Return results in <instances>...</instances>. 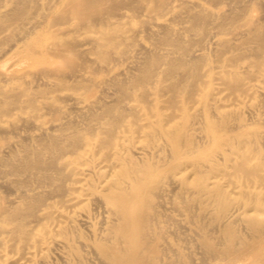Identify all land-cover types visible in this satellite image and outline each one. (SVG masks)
<instances>
[{
	"label": "bare ground",
	"instance_id": "6f19581e",
	"mask_svg": "<svg viewBox=\"0 0 264 264\" xmlns=\"http://www.w3.org/2000/svg\"><path fill=\"white\" fill-rule=\"evenodd\" d=\"M168 1L66 0V5L63 2L60 6L64 7L59 14H50L51 11L43 14V11L40 12L43 14L42 19L31 20L30 10L41 8V4L38 5L37 0H14L11 4L13 6L6 11L1 10L0 14L1 32L12 23H16L20 28L17 38L7 36L0 40V118L9 115L12 104L28 108L32 116H39L41 108L46 105L56 118L61 109L57 103L59 99H64L55 94L58 89H85V93L90 92L93 86L84 84L83 81L87 77L78 73V70L89 72L91 77L105 70L91 68L85 56L87 52H80L81 47L77 49L79 47L75 36L55 30V24H64L70 17L77 18L78 21L73 20L77 22V29L85 27L95 34L90 33L94 37L93 47L88 48L94 52L97 61L114 62L115 55L124 56L132 51L130 45L134 43L137 32L142 29H126L125 26H120L122 22L119 24L110 17L118 15L123 7L130 6L135 11L144 7L143 4L152 5L151 9L154 11H163ZM260 1L262 3L263 0ZM211 2L219 6L229 2L230 6L228 7L227 3L229 9L223 10L221 14L220 11V15H217L205 7L200 8V1H196L194 5L192 2L186 3L184 10L187 14L183 20H186L188 25L185 30L198 35L202 31L208 32L211 24L216 23L219 30L232 34L231 38L222 40L221 49H215L214 61L218 63V78L235 93L234 99L241 101L240 94L250 91L253 86L244 81L239 62L245 58L251 59L246 70L250 77L264 74V14L260 17L252 15L256 9L262 10L264 5L256 0ZM2 4L4 3H1V6ZM148 7L150 8L146 6L147 9ZM49 9H52V6ZM174 13L172 12L173 15ZM42 29L46 31L45 38L40 35ZM143 30L149 31L155 45L160 48L167 46L171 50L164 47L168 50L161 51L158 47L159 49L143 48L137 52L135 71L139 73L125 70V78L115 76L111 79L118 93L113 97L114 100L117 99L115 102L110 98L114 103L105 100L101 105L93 104L96 107L98 105V110L90 108L87 114L84 112V118H87L84 128L70 126L64 120V123H58L52 128L39 129V132L30 136L27 134V140H21L19 144L15 142L18 145L9 150H0V164L6 167V173L15 176L11 184L20 190L17 199L6 200L0 195V246L7 242V237L16 242L19 248L39 247L41 251L54 250L62 244L75 259L82 261V253L75 240L85 235L81 224L88 225L93 218L92 211L86 206L89 200L94 199L111 215L100 232L90 235V245L105 264H187L192 257L191 253L183 252L182 247L173 249L170 246L162 219L167 208L160 199H165L167 183L170 178H174L178 181L176 184L179 183L176 187L180 193L185 188L192 189L190 193H195L196 199L206 197L207 201L214 204L212 211L218 219L214 229L217 234L215 245L209 243L210 230L206 229L205 222L197 223V233L205 239L202 244L205 255L201 261L204 260L206 264H264V147L258 143V132L250 131L249 123L243 122L240 111L233 109L236 103H224L223 97H218L209 86L206 89L201 88L202 81L203 85L210 83V79L203 80V76H211L214 69H210L207 74L202 68L212 60V57L203 51V45L201 49H193L194 45L203 43L201 35L193 38L190 34L191 38H185L178 28L175 29L168 22L152 24ZM210 35L214 36L211 33ZM244 46H247V49ZM136 47L132 46V49L135 50ZM15 57L18 59L14 60ZM117 58L118 56L115 59ZM96 59L90 60L97 63ZM133 60L130 57V61ZM17 65H20L21 69L41 66L39 71L42 76L51 77L53 82L43 84L44 86L41 85L42 82L33 87L18 80L16 84L9 86L10 81L21 78L16 74L19 68ZM96 82L98 80H94V83ZM150 87L153 91H150ZM105 93L101 95L105 96ZM164 95L166 98L161 99ZM127 98L133 100L136 105L126 108L121 102ZM212 99L214 104L210 103ZM189 104H199L201 108L193 112ZM232 120L236 123L233 124ZM195 124L203 128L207 146L195 144L190 132ZM3 130L0 129V136L5 138L7 134L6 130ZM161 137L165 141L163 145L159 141ZM141 142L143 145H138ZM42 187H48L49 190H42ZM169 187L171 188V185ZM51 193L55 194L65 208H60L62 211L59 210L57 216L55 211H58L59 207L54 201H49ZM189 201L191 200H183L186 209H190ZM235 202L238 205L234 204ZM78 208L87 210L76 217ZM175 210L178 211L179 208ZM64 211L66 213L63 214ZM56 217H59L56 228L45 224V219ZM239 222L244 223L247 232L241 231ZM83 228L87 229L86 226ZM55 236L63 238L61 244L54 240ZM27 255L33 253L28 251ZM212 256L225 262H211L209 258ZM52 262L48 260L46 264Z\"/></svg>",
	"mask_w": 264,
	"mask_h": 264
},
{
	"label": "rangeland",
	"instance_id": "374dc122",
	"mask_svg": "<svg viewBox=\"0 0 264 264\" xmlns=\"http://www.w3.org/2000/svg\"><path fill=\"white\" fill-rule=\"evenodd\" d=\"M38 1V5L39 3L42 5H39L41 8L37 9V8H32L30 11H31V20L32 19H35V20H39V19H42V15L46 13H49L50 11V14L52 13H56V14H59L60 10L62 11V7H60L62 5V3L64 1H61V0H37ZM190 0H172L170 2V0L168 1L167 3V7H165V12L164 10L163 11H154L153 9H151L152 5H144V7L142 6L139 10H135L130 8V6H126L125 8L123 7L118 15H115V16H112L110 17V19L112 21H118V23L122 22L120 24V26H125L126 29H128L129 27V30H141V32H137L136 34V39L134 37V43H132L130 45V50L131 52H128L127 54H124V56L122 55H118V61L117 59H115L117 56L115 55V58H114V62H102V61H97L96 59V55L94 54V52L90 51L89 48H92L93 47V43H92V39L94 38L93 35H90V33H92L90 30H88L87 28L85 27H78L79 29H77V22L75 21H78L77 18H74V17H70V20L67 22H63L62 23H57L53 26V28L55 30H59V31H63L65 34H69L70 33V36L74 37L72 38L75 42H77V49H81L79 50L80 52L84 51V52H87L85 53L84 55L86 56V58L89 60L88 61V65L90 66L91 64V68L94 67L95 68H99L103 70V72H99L97 73L96 75L92 76L91 77V74L89 72L85 73L83 72L84 70H78L80 72L78 73H81L85 78L87 77V79L84 82L85 85H91L93 86L92 90L90 92H86L85 89H79L77 91H71V90H66V89H61V90H57L55 92V94H58L60 97L62 96L64 99H59L58 101V106L61 107L60 109V114L58 115V117L55 118V115L52 114V111L49 110L48 107H46V105H43V109L41 108L40 110V113H39V116H32L31 115V112L28 108H20L18 107L17 105L15 104H12L11 107H10V113L9 115L7 116H4L3 118H0V129H4L3 131L6 130V133L7 134V138L5 140L4 136H0V150L2 151L3 150H9L11 147H15L19 144V142L21 140H27V138L35 133V132H39V129H42V128H52L54 127L55 125H58V123H64V120L66 123H68L70 126L71 125H76L78 127H82L84 128L87 123V118H84L85 115L87 114V112L89 110H91L92 108L93 109H97L98 110V105L97 107L95 106L96 104H99L101 105L102 103L104 102H111V103H114L115 100L117 99H113V97L115 98L116 95H118L117 91L115 90V87L114 85L112 84V81L111 79L115 76H123L125 75V72L127 71H131L132 73H139V71H135L137 69L135 64H136V61L138 60V53L141 49L143 48H153V49H156V48H160V46L158 45H155V43L152 41V36L150 33H148L149 31H144L143 29L145 28H148L149 26H151L152 24H158V23H165V22H168L172 25V27H174L175 29L178 28V30H180L182 32V34L185 36V38H188L189 39V36L191 38V35L193 38L198 37L199 35H201L203 37V43L200 45V44H196L193 46V49L195 48L196 49H201L202 48V45H203V51H205L209 56L212 57V60L208 61L207 63H205L203 65V70L204 72H207V74H209V70L214 68L211 72V76H203V80H207V79H210V83L209 84H205L203 85V81L201 83V88L202 89H206L208 86L209 88H212L214 90V93L217 94L218 97H223V102L226 103V104H231V103H236L233 105V109L235 110H238L240 111V113L242 114V118H243V122L244 123H249V130L252 131V132H258V143L260 144H263L262 146L264 147V74H260L259 77L256 76V77H250L248 71H246L248 69V64L250 62L251 59L249 58H245V59H242L240 62H239V70L242 72V75L244 77V81L248 84V85H251L253 86L252 89L244 94H240L239 98L241 99V101H237L234 99L235 97V93L233 91H231L228 86L224 83V81L220 78H218V75H217V71L219 69H217V65L218 63L216 61H214V53L217 49H221L222 48V40L224 38H228V37H232L231 35L232 34H229L227 32H223L221 30H219L217 27H216V23L214 25L211 24V27L213 28H209L208 32L207 31H202L201 34H196V33H193V32H188L187 30H185L186 26L188 25L187 21L186 20H183L185 17H186V10H184V6H186L187 4L186 3H190L192 2V5H194V3L196 1H200L201 5H200V8H204L205 9H208V10H211V11H214L215 14H219L218 12L223 13L224 11H226L227 9H229L228 7L230 6L229 2L225 3V4H214V2H211V0H191L190 2H188ZM210 1V3H209ZM246 1V0H245ZM248 1V0H247ZM258 2H260V4L263 6L264 4V0L261 1L260 0H256ZM49 2V3H47ZM55 2V3H54ZM170 2V3H169ZM184 2V3H182ZM204 2V3H203ZM207 2V3H205ZM1 3H4L2 4L1 6ZM0 3V14L2 11H6V9H10L13 5H11L12 3H14V0H2ZM43 3H45L46 5H44ZM54 5H52V4ZM56 3H58L56 5ZM65 5H66V0H65ZM63 3V4H64ZM213 3V4H212ZM178 4V5H177ZM181 4V6H180ZM227 4V6H226ZM11 5V6H10ZM56 5V6H55ZM183 5V6H182ZM191 5V4H189ZM191 5V6H192ZM48 8H47V7ZM52 6V9H49V7L51 8ZM55 6V7H54ZM146 6H150V8L148 7V9L146 8ZM170 6V7H169ZM216 6V7H215ZM219 6V7H218ZM226 6V7H225ZM54 7V8H53ZM176 7L178 9H176ZM181 7L182 9V13H181V9H179ZM47 8V9H46ZM146 8V10H151V11H146L144 10ZM256 8V7H255ZM254 8V9H255ZM42 9V10H41ZM59 9V10H58ZM2 10V11H1ZM35 10V11H34ZM37 10V11H36ZM41 10V11H40ZM49 10V11H48ZM58 10V11H57ZM168 10V11H167ZM183 10H184V13H183ZM217 10V11H216ZM219 10V11H218ZM224 10V11H223ZM44 11V12H43ZM259 11V12H258ZM36 12V13H34ZM40 12H43V14H41ZM121 12V13H120ZM134 12V13H133ZM140 12V13H139ZM168 12V13H167ZM172 12L174 13V15L172 14ZM32 13H34L32 15ZM135 13L137 15H135ZM256 13V14H255ZM41 18H39L40 16ZM122 14V15H121ZM140 14V15H139ZM152 14V15H151ZM180 14V15H178ZM219 14V15H220ZM261 14L263 15L264 14V6L261 9H256L255 12L253 11L252 12V15L253 16H257V17H260ZM139 15V16H138ZM149 15V16H148ZM178 15V17H177ZM118 16V17H117ZM146 16V17H145ZM155 16V17H154ZM170 16V17H169ZM181 16V17H179ZM183 16V17H182ZM34 17V18H32ZM36 17V18H35ZM119 18L116 19V18ZM154 17V18H153ZM171 18V19H170ZM173 18V19H172ZM179 20H178V19ZM72 19V20H71ZM74 19H76L75 21H73ZM146 21H145V20ZM154 19V21H153ZM182 19V21H181ZM186 19V18H185ZM124 20V21H123ZM152 20V21H151ZM148 21V22H147ZM75 22V23H74ZM153 22V23H152ZM156 22V23H155ZM183 22V23H182ZM185 22V23H184ZM70 23V24H69ZM75 24V25H74ZM148 24V26H147ZM68 25V26H67ZM140 25V26H139ZM214 25V26H213ZM59 26V29H57V27ZM66 26V27H65ZM144 26V28H143ZM179 26V27H178ZM15 27V28H14ZM56 27V28H55ZM138 27V28H137ZM140 27V28H139ZM64 30H61L63 29ZM66 28V29H65ZM18 29L20 30V28L17 26V24L15 23H12L10 24V26L6 29H3L2 32L0 31V40H4L7 36H15V38H17L16 36H18V34H20V32L18 31ZM70 29V30H69ZM182 29H184L182 31ZM12 30V31H11ZM66 30V31H65ZM68 30V31H67ZM79 30V31H78ZM15 33H14V32ZM41 36L42 37H46V31H44L43 29L41 30ZM89 31V32H88ZM187 31V32H186ZM215 31V33H214ZM78 32V33H77ZM184 32V33H183ZM205 32V33H204ZM11 33V34H10ZM17 33V34H16ZM73 33V35L71 34ZM204 33V34H203ZM213 34L214 36L210 35ZM15 34V35H14ZM94 34V33H92ZM144 34V35H143ZM147 34V35H146ZM191 34V35H190ZM194 34V35H193ZM208 36H211V37H208ZM88 35V37L86 36ZM95 35V34H94ZM146 35V37H144ZM65 37H67L66 35H64ZM92 37L90 39V37ZM188 36V37H187ZM34 37V36H33ZM83 39H82V38ZM148 37V38H147ZM80 39L81 42H79L78 39ZM89 39V40H88ZM91 40V41H90ZM139 40V42H138ZM14 41V39H13ZM30 41V39L28 40V42ZM84 41V42H83ZM140 42H142L141 44H139ZM208 42V43H207ZM212 42V43H211ZM215 42V43H214ZM84 43V44H83ZM91 43V44H90ZM139 45H138V44ZM151 43V44H149ZM206 43V44H205ZM79 44V46H78ZM135 44V46H134ZM154 44V45H153ZM215 46H214V45ZM217 44V46H216ZM92 45V46H90ZM137 45V47H136ZM141 45V46H140ZM212 45V47L210 46ZM132 46L136 49L134 50V48L132 49ZM144 46V47H143ZM153 46V47H152ZM156 46V47H155ZM43 47V46H41ZM39 47V49L41 48ZM89 47V48H88ZM140 47V48H139ZM164 47H167V46H161L160 50L161 51H166L168 50L167 48H169L171 50L170 47H167V48H164ZM206 47V48H205ZM214 47H217V48H214ZM220 47V48H219ZM245 47V46H244ZM158 48V49H159ZM164 48V49H163ZM247 49V46L245 47ZM86 49H88V51H85ZM139 49V50H138ZM212 51H211V50ZM216 49V50H215ZM245 49V50H246ZM134 51V53H133ZM136 51V52H135ZM21 52V51H20ZM83 53V52H82ZM136 53V54H135ZM250 53V52H248ZM20 54V53H19ZM18 54V55H19ZM130 56H129V55ZM132 55V56H131ZM89 56V57H88ZM127 56H129V58H127ZM137 56V57H136ZM19 57V56H17ZM17 57H15L14 60L18 59ZM91 57V58H90ZM93 57V58H92ZM126 57V58H124ZM130 57H131V60H133V62L130 61ZM135 57H136V60H135ZM94 61V59H96L97 63L96 62H93L91 61L90 59ZM123 61H122V60ZM117 60V61H116ZM129 60V61H128ZM116 62V63H115ZM123 62V63H122ZM127 62V63H126ZM93 63V64H92ZM94 64H96V66H94ZM101 64V66H100ZM102 64H104V66H102ZM61 65H63V62L61 63ZM19 68L18 70L16 71V74H17V77H21L20 79H14L12 81H10L9 83V86L10 84H16L18 82V80L20 81H25L27 82L29 85L33 86H37V85H40L42 82L41 85L43 84H49L50 82L52 83L53 82V79L51 77H46V76H42V74L40 73L39 69L41 66H34V67H29L27 69H24L20 67V65H17ZM100 66V67H99ZM107 66V67H106ZM131 66V67H130ZM134 66V67H133ZM126 67V68H125ZM134 69H133V68ZM246 67V69H245ZM111 68V69H110ZM126 70V71H125ZM133 70V71H132ZM244 70V71H243ZM27 72H30V73H27ZM38 72V73H37ZM23 73V74H21ZM37 73V74H36ZM122 74V75H121ZM39 75H40V78H39ZM114 75V76H113ZM35 76V78H34ZM38 76V78L36 77ZM71 76V75H70ZM111 76V77H110ZM126 76V75H125ZM90 77V78H89ZM35 80H34V79ZM89 78V79H88ZM106 78V80H104ZM125 78V77H124ZM33 81H32V80ZM37 79V80H36ZM92 79V80H91ZM94 80L98 82L94 83ZM110 82H109V81ZM47 83H46V82ZM104 81V82H103ZM106 81V83H105ZM109 83H108V82ZM31 82H33V84H31ZM45 82V83H44ZM105 83V84H103ZM103 84V85H102ZM108 84V85H107ZM112 84V85H111ZM8 85V84H7ZM95 85V86H94ZM107 87H106V86ZM110 85V86H109ZM8 86V87H9ZM44 86V85H43ZM98 86V87H97ZM102 87V88H101ZM106 87V88H104ZM114 87V89H113ZM151 87H153V85H151ZM150 87V91H153V88L151 89ZM99 88L101 90H99ZM104 88V90H103ZM110 88V89H108ZM106 89V90H105ZM108 90V91H107ZM263 90V91H262ZM104 91V92H103ZM106 92H109V93H105ZM115 91V92H114ZM100 92V93H99ZM111 92V93H110ZM262 92V93H261ZM82 93V94H81ZM103 93H105V96H102ZM115 93V94H114ZM261 93V94H260ZM70 94V95H69ZM108 94V95H107ZM109 94L112 96L109 97ZM259 94V95H258ZM67 96L65 98V96ZM250 95V96H249ZM263 95V97H262ZM101 96V97H100ZM253 96V97H252ZM59 97V98H60ZM71 97V98H70ZM97 97V98H96ZM100 97V98H98ZM107 97V98H105ZM75 100H74V99ZM84 98V99H82ZM103 100H102V99ZM110 98L111 100H114L113 101H110ZM117 98V97H116ZM166 98V95H164V97H161V99H164ZM66 99V100H65ZM72 99V100H71ZM95 99V100H94ZM99 99V100H98ZM109 99V100H108ZM74 100V101H73ZM106 100V101H105ZM129 98L127 99H124L122 100V104L124 106H126V108H131L133 106L136 105V103L133 101V100H129ZM67 101V103H65ZM73 101V102H72ZM83 101V102H81ZM93 101V102H92ZM99 101V103H98ZM104 101V102H103ZM260 101V102H259ZM96 102V103H95ZM102 102V103H101ZM72 103V104H71ZM75 103V104H74ZM78 103V104H77ZM162 103V102H161ZM210 103H213L214 104V100L212 99L210 101ZM87 104V105H86ZM95 104V105H93ZM263 104V105H262ZM72 105V107H71ZM74 105V106H73ZM85 105V107H83ZM89 105H91V107H89ZM190 105V110L191 111H197L201 108V106L199 104H189ZM13 106V107H12ZM45 106V107H44ZM17 107V108H16ZM71 107V108H70ZM80 107V108H79ZM88 107V108H87ZM256 109H255V108ZM46 108V109H45ZM48 108V109H47ZM91 108V109H90ZM49 112H48V111ZM70 110H74V112L72 113ZM82 110V111H81ZM88 110V111H87ZM245 110H247L245 112ZM259 110V111H258ZM64 111V112H63ZM77 111V112H76ZM80 111V112H79ZM263 111V112H262ZM71 112V113H70ZM86 114H85V113ZM67 113V114H65ZM251 113V114H250ZM255 113V114H254ZM69 114V115H68ZM74 114H75V117H74ZM249 116H248V115ZM67 115V117H66ZM73 115V116H72ZM78 115V117H77ZM82 117H80V116ZM61 116V117H60ZM250 117L248 119V117ZM254 116V117H253ZM60 117V118H59ZM65 117V118H64ZM260 117V118H259ZM70 118V119H69ZM19 119V120H18ZM76 120L75 122H73V120ZM79 119V120H78ZM84 119V120H82ZM86 119V120H85ZM254 119V120H253ZM258 120V123H257V120ZM69 122H68V121ZM198 120V118L196 119ZM28 121V123H27ZM233 121V124L236 123L235 120H232ZM31 122V123H29ZM71 122V123H70ZM73 122V123H72ZM253 122V123H252ZM262 122V123H260ZM77 123V124H76ZM4 124V125H3ZM11 124V126H10ZM17 124V125H16ZM29 126H28V125ZM22 125V126H21ZM24 125V126H23ZM50 125V126H49ZM80 125V126H79ZM4 126V127H3ZM21 126V127H19ZM26 126V127H25ZM3 127V128H2ZM11 127V129H9ZM13 127V128H12ZM31 127V128H30ZM27 128V129H26ZM38 128V129H37ZM9 131V132H8ZM263 131V132H262ZM8 132V133H7ZM18 132V133H17ZM191 134L193 135L194 137V142L195 144H199V145H202V144H205V146H207L206 142H205V135H204V130L203 128H200L198 127L197 124H195L194 128L191 129ZM13 133V134H12ZM17 133V134H15ZM26 134V135H24ZM27 134L29 136H27ZM15 135V136H14ZM22 135V136H21ZM22 138H20V137ZM9 138V139H8ZM14 140V141H13ZM200 140V141H199ZM160 143L161 145H163L165 143L164 139L161 137L160 138ZM11 142V144H10ZM15 142H17L15 144ZM4 143V144H3ZM7 145L9 147H7ZM138 145H143V142L141 143H138ZM6 146V147H5ZM6 167L4 165H1L0 164V195L3 196L6 200H12V199H17V196L19 195L20 193V190L16 187H13V185L11 184V181L12 179L15 177L13 174H9V173H6L5 171ZM2 177V178H1ZM6 180V182H5ZM172 181V183H170ZM9 182V184L7 185V183ZM178 181L174 180V178H170L168 183H167V190H166V193H165V199L162 200V198L160 199V202H162L163 204H165L167 210H166V215L164 217H162L163 221H164V226H165V230L167 231V238L170 242V246L173 248V249H176V248H183V252L185 253H191L190 254V262L187 263V264H206L204 263L203 261H201V259L204 258V249L202 248V244H203V240H205L203 237L199 236L197 232L198 231V228H197V223L199 221H203L205 222V227L207 230H210L209 231V238H210V241L209 243L211 245H215L217 243V240H216V233L214 232V229L216 228V224L218 223V219H216V216H215V213L213 210L214 208V204H212L211 202L207 201L206 200V197H200V199H196L195 197L197 196L195 193H190L192 192V189H184L182 193H180V190L178 191V184H176ZM171 185V188L169 187ZM175 188H174V187ZM7 187V189H6ZM4 188V189H3ZM13 188V189H12ZM172 190L170 192V190ZM42 190L44 189H48V187L44 188L42 187L41 188ZM175 189V190H174ZM2 190V191H1ZM6 190V191H5ZM8 194H6V193ZM15 192V193H14ZM173 193V194H172ZM171 194V195H170ZM184 194V195H183ZM169 196H172V197H169ZM180 196V197H179ZM15 197V198H14ZM51 199L49 201H54L53 203H55L58 207V211H55V214L56 216L58 215V212H60L59 210H61L60 208L62 209H65L63 208L64 206H62V202L57 198L55 197V194H52L50 195ZM170 198V199H169ZM194 198V199H193ZM172 199V200H171ZM184 199H189L191 201L190 204V209H186L184 207V202L183 200ZM199 200V201H198ZM168 201V202H167ZM196 201H197V204H196ZM201 201H205L204 203L201 202ZM195 203V204H194ZM236 205H238L236 202L234 203ZM233 204V205H234ZM197 205V207H196ZM170 207V208H169ZM196 207V208H195ZM86 208H89L91 211H92V216L93 218H91L90 220V223L88 225H82L81 224V229L82 231L84 232V237H79L77 238L75 241L77 243V245H79L80 247V250H81V253H82V258L83 260L82 261H79L77 258L75 259V256H73L71 253H69L64 247L63 245L61 244V240L63 239L61 236H55L54 237V240L56 242H58L59 244L61 245H58L55 247L54 250H48V249H45L43 251H41V249L38 247L37 249L36 248H33L31 246H26V247H23V248H19L16 244V242L14 243V241L12 239H10L9 237H7L6 239V243L3 244V246H0V264H46V262L48 260H52V264H88L90 263L91 261L93 262V264H103L104 260L102 259V257L94 250V248L90 245L91 244V240H90V235L92 236V233L94 232H100V229H102V227H104L105 223H106V220L108 218L111 217L110 213L107 211L106 208H104V206H102L99 202H97L96 200L94 199H91L87 202V206ZM98 208V209H97ZM174 208V209H172ZM175 208H179V210H175ZM97 209V210H96ZM197 209V210H196ZM87 209H84V208H78V210H76L75 212V216L76 217H79V214H81L83 211H86ZM169 210V211H168ZM195 210V211H194ZM62 211V210H61ZM102 211V212H100ZM107 211V212H106ZM192 211V212H191ZM194 211V213H193ZM106 212V213H104ZM202 212V213H201ZM207 212V213H206ZM66 213L65 211L63 212V214ZM104 213V214H103ZM206 213V215H205ZM169 214V215H168ZM197 217H196V215ZM201 214V215H200ZM203 214V215H202ZM195 215V216H194ZM205 216V218L203 217ZM212 216V217H211ZM192 218V219H191ZM201 218V220H200ZM213 218V219H212ZM64 218H61V220H63ZM169 219V220H167ZM177 219V220H176ZM58 221H59V217H56L55 219H49V220H46L45 219V224H47L50 228H56V225L58 224ZM192 221V222H190ZM170 222V224H169ZM207 222V223H206ZM167 224V225H166ZM238 227L241 229L242 232H247V229L245 228V225L243 222H239L238 223ZM244 225V226H243ZM10 226V225H9ZM87 227V229L83 228V227ZM167 226V227H166ZM181 228H180V227ZM215 226V227H214ZM177 228V229H176ZM210 228V229H208ZM244 228V230H243ZM179 229V230H178ZM213 229V231H212ZM171 230V231H169ZM90 231V232H89ZM182 231H183V234H182ZM88 236V237H87ZM183 239V240H182ZM182 240V241H181ZM81 241V242H80ZM196 241V242H195ZM80 242V243H79ZM186 242V243H185ZM188 244V245H187ZM90 245V246H89ZM61 246V247H60ZM188 248H187V247ZM92 247V248H91ZM187 249V250H186ZM202 249V250H201ZM93 250V251H91ZM31 252L33 253V255H30L28 256L27 255V252ZM195 251H198L195 252ZM201 251V252H199ZM203 251V252H202ZM94 252V253H93ZM97 253V254H96ZM96 254V255H95ZM69 255V256H68ZM84 256V257H83ZM55 257V259H54ZM58 257V258H57ZM61 257V258H60ZM86 257V258H85ZM175 258V256H173ZM201 257V258H200ZM203 257V258H202ZM211 257V256H210ZM200 258V259H199ZM62 261H61V260ZM103 261H102V260ZM191 259H193V261H191ZM19 260V261H18ZM64 260V261H63ZM71 260V261H70ZM86 260V261H85ZM101 261V263L99 261ZM209 260H211V262H225L223 259H219V258H216V257H213L212 258H209ZM39 261V262H38ZM41 261V262H40ZM66 261V262H65ZM59 262V263H58ZM81 262V263H80ZM92 262L90 264H92ZM98 262V263H97ZM192 262V263H191ZM105 264V262H104Z\"/></svg>",
	"mask_w": 264,
	"mask_h": 264
}]
</instances>
